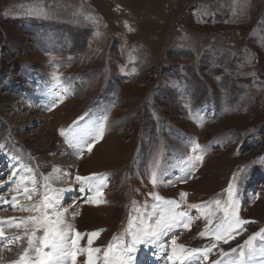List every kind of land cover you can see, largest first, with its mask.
I'll return each instance as SVG.
<instances>
[{
	"label": "rangeland",
	"instance_id": "obj_1",
	"mask_svg": "<svg viewBox=\"0 0 264 264\" xmlns=\"http://www.w3.org/2000/svg\"><path fill=\"white\" fill-rule=\"evenodd\" d=\"M101 125L103 137L79 155L60 135L90 138ZM191 142L204 157L195 168ZM0 145V195L19 201L0 203V219L35 215L19 208L39 203L48 177L51 189H71L61 209L79 198L65 218L82 234L100 232L91 247L101 256L130 217L151 213L152 194L179 202L188 193L190 230L164 237V251L140 245L134 264H170L173 234L188 248L210 245L201 210L188 205L223 203L238 173L239 215L254 223L220 243L212 264L264 229V0H0ZM27 168L38 181L32 200L11 190ZM93 174L106 177L100 204L86 203L94 190L75 179ZM14 231L6 235L24 229ZM14 243L0 264L19 259L26 239ZM79 243L87 248V235Z\"/></svg>",
	"mask_w": 264,
	"mask_h": 264
},
{
	"label": "snow or ice",
	"instance_id": "obj_2",
	"mask_svg": "<svg viewBox=\"0 0 264 264\" xmlns=\"http://www.w3.org/2000/svg\"><path fill=\"white\" fill-rule=\"evenodd\" d=\"M54 79L59 81V77L54 76ZM103 132L104 128L101 125L95 131L94 136L91 132L86 134L90 138L78 135L76 129H70L67 132L61 130L60 135L64 137L70 147L79 150L77 153L79 155L85 147L88 152H91L93 141H99L103 137ZM191 146L194 155L189 157V161L195 168L196 162H202L204 157L198 153L199 144L191 142ZM2 148L3 145H0V149ZM158 168L157 161L151 171V183L154 187L158 183ZM26 171L30 175L20 176L19 181L11 190L18 194L22 193L27 200H32L33 195L37 193L38 181L35 175H31V168H27ZM54 171L59 170L54 169ZM15 175L16 173H13V176ZM238 178L239 174L234 173L224 190L228 198L223 203L220 199H215L210 204L188 205L189 208H199L201 215L206 220L205 228L199 233V236L210 238L213 242L203 248H188L177 243L175 234L171 235V252L167 256L170 264H204L205 261H208L209 254L220 243L228 244L245 230V225L254 223L242 219L239 215V201L236 198ZM48 179V177L44 178L45 191L39 203L19 208L20 211L34 212L35 215H29L19 221L15 218L0 219V248L9 247L14 242L26 239V247L15 264H77L79 256H86L83 264H134L135 253L139 251L140 245H156L161 248V251H164L165 246L159 242L170 233H174L176 229L190 230L193 221L187 212L181 210V203L186 201L188 193L181 192L179 202L164 200L159 195L152 194V198L158 203L152 206L151 213L142 214L136 218L130 217L124 234L119 238L114 237L113 242L108 244L101 256L99 255L100 248L91 247L93 240L99 237L100 232L82 234L75 231L65 221L68 210L61 209L60 204L64 193L71 189H51ZM75 179L81 185L80 191L87 189L91 192L94 190V194L87 198L86 203L100 204L104 202L102 197L104 188L107 187L105 176L77 175ZM29 183L31 187L28 186ZM0 203H10L15 209L19 201L16 196H12L9 201L0 195ZM212 205H215V211L212 210ZM134 210L139 211L135 208ZM217 212L223 213V215L214 224ZM5 226L7 228H23V234L8 237ZM38 233L41 234L38 235ZM84 235H87L88 238L87 248L80 247L79 243ZM125 236L130 237V240H125ZM238 249L232 248L230 252L221 250L219 253L221 258L213 261L212 264H264V229L249 236L243 245L238 246Z\"/></svg>",
	"mask_w": 264,
	"mask_h": 264
},
{
	"label": "bare ground",
	"instance_id": "obj_3",
	"mask_svg": "<svg viewBox=\"0 0 264 264\" xmlns=\"http://www.w3.org/2000/svg\"><path fill=\"white\" fill-rule=\"evenodd\" d=\"M70 165V164H69ZM71 172H65V174L63 175V174H61L60 175V177L61 176H63V177H69V176H71V174H70ZM69 174V175H68ZM72 177V176H71ZM60 181H61V179L59 180V181H57V184H58V186H57V188H59L60 187ZM1 184H2V182H1ZM4 185V184H3ZM262 186H264V184L262 185ZM15 187V186H14ZM262 188V187H261ZM16 194V193H15ZM78 196V195H77ZM6 197V196H5ZM17 197V196H16ZM81 199V198H80ZM11 201V200H10ZM78 201H80L79 200V198H77V200L76 201H74L73 202V200L71 201V203H69V206H67V208L66 209H72L73 207H75L76 206V204H77V202ZM10 204V203H9ZM6 205V204H5ZM2 206V205H1ZM65 209V208H64ZM72 214L70 215V216H68V217H66L65 218V221H66V223L67 224H70V225H72L71 224V220H72ZM8 218H11V216H8ZM5 220H7V219H5ZM7 229V228H6ZM5 229V230H6ZM14 230H16V228H9L8 229V231L6 232L7 234H10V233H12L13 234V232H15ZM11 234V235H12ZM8 237H10V236H8ZM15 244V243H14ZM21 244V243H20ZM12 246V245H11ZM23 247V246H22ZM26 247V246H25ZM6 249V248H5ZM23 249V248H22ZM0 250H1V248H0ZM24 250V249H23ZM23 250H21V251H19V252H16L17 254H22V252H23ZM1 257H2V255H0V259H1ZM150 259V258H149ZM16 261H18V259H16V260H14V261H12L10 264H15V262ZM139 262H142L143 264H145L144 262H143V260L141 259ZM163 262H164V260L160 263V264H163Z\"/></svg>",
	"mask_w": 264,
	"mask_h": 264
}]
</instances>
